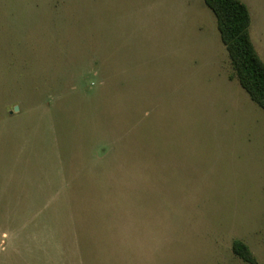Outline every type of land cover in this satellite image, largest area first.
Listing matches in <instances>:
<instances>
[{"label": "rangeland", "instance_id": "rangeland-1", "mask_svg": "<svg viewBox=\"0 0 264 264\" xmlns=\"http://www.w3.org/2000/svg\"><path fill=\"white\" fill-rule=\"evenodd\" d=\"M237 239L264 264V108L205 0H0V264H249Z\"/></svg>", "mask_w": 264, "mask_h": 264}, {"label": "trees", "instance_id": "trees-1", "mask_svg": "<svg viewBox=\"0 0 264 264\" xmlns=\"http://www.w3.org/2000/svg\"><path fill=\"white\" fill-rule=\"evenodd\" d=\"M217 18L235 75L251 99L264 108V60L251 37V14L243 0H205ZM233 252L249 264H261L242 240L233 242Z\"/></svg>", "mask_w": 264, "mask_h": 264}]
</instances>
